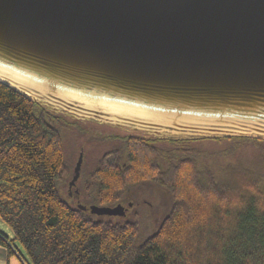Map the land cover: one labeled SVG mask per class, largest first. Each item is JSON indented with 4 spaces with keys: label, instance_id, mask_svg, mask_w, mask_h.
I'll return each instance as SVG.
<instances>
[{
    "label": "water",
    "instance_id": "obj_1",
    "mask_svg": "<svg viewBox=\"0 0 264 264\" xmlns=\"http://www.w3.org/2000/svg\"><path fill=\"white\" fill-rule=\"evenodd\" d=\"M0 83L143 138L264 140V0H0Z\"/></svg>",
    "mask_w": 264,
    "mask_h": 264
},
{
    "label": "trees",
    "instance_id": "obj_2",
    "mask_svg": "<svg viewBox=\"0 0 264 264\" xmlns=\"http://www.w3.org/2000/svg\"><path fill=\"white\" fill-rule=\"evenodd\" d=\"M80 126L0 83V217L25 251L0 233L10 256L22 264H264V172L224 168L219 179L198 164L200 155L246 145L264 156V140L122 134L124 146L103 155L84 181V200L133 207L100 216L72 204L64 188L65 132ZM196 143L228 148L209 155Z\"/></svg>",
    "mask_w": 264,
    "mask_h": 264
},
{
    "label": "rangeland",
    "instance_id": "obj_3",
    "mask_svg": "<svg viewBox=\"0 0 264 264\" xmlns=\"http://www.w3.org/2000/svg\"><path fill=\"white\" fill-rule=\"evenodd\" d=\"M72 120L79 121V124L81 125L80 128L82 130L75 128L73 131L67 130L65 132V150L68 169L67 175H69L65 182L69 181V178H73L74 169L82 151L85 165L83 176L86 178L103 154L117 146L118 142H115L116 140H109V135L117 134L122 136V134L128 133L117 130L116 128L108 125H101L95 122H86L76 119ZM81 146L84 148L81 150V153H79ZM227 146L228 145L225 144L218 145L213 143L194 144V147L198 149H207L209 155L214 153L216 149L223 150L228 148ZM228 154V156H220L217 158L200 155L198 158L199 167L200 169H204L206 165L212 169L219 179H224V168L228 171H239L242 173L264 172V156H262L259 152L258 146L246 145L239 148L235 153L231 152Z\"/></svg>",
    "mask_w": 264,
    "mask_h": 264
},
{
    "label": "flooded vegetation",
    "instance_id": "obj_4",
    "mask_svg": "<svg viewBox=\"0 0 264 264\" xmlns=\"http://www.w3.org/2000/svg\"><path fill=\"white\" fill-rule=\"evenodd\" d=\"M131 136L141 137V135H139V134H134V135H131ZM108 139L111 140V141H115L116 140L115 142H118V143H117L116 147L112 148V150H109V151L105 152L103 155H106V154L112 152L117 147H123L124 146V140H123L122 137H120V135L112 134V135H109ZM112 139H114V140H112ZM83 148H84L83 146L80 147V152L79 153H81V150ZM82 153H83V151H82ZM107 160H108V163L112 164V163L115 162V157H113V154L108 155L107 156ZM85 163H86V160H85ZM84 167H85V165H84V158H83L81 171H80V176H79L78 180L73 185H71V181H72L73 178H71V179L69 178V181L64 182V188H65V191L67 192L68 199L70 200V202L72 204L77 205L80 209H82L80 207V205L82 203H85V204L91 205V206L95 205L93 203H90V202H87V201L84 200V198H87L90 195V191L83 184L84 181L87 182V179H88L87 177L84 178V176H83ZM128 206H129V208H128V210H129L130 208L133 207V204L128 203ZM87 211H90V210H87Z\"/></svg>",
    "mask_w": 264,
    "mask_h": 264
},
{
    "label": "crops",
    "instance_id": "obj_5",
    "mask_svg": "<svg viewBox=\"0 0 264 264\" xmlns=\"http://www.w3.org/2000/svg\"><path fill=\"white\" fill-rule=\"evenodd\" d=\"M0 233L6 236L10 241H13L14 246L17 250L25 255L24 249L20 244L15 240L16 236L13 230L8 224H6L0 217ZM0 264H22L20 259L16 255H9L8 250L3 245H0Z\"/></svg>",
    "mask_w": 264,
    "mask_h": 264
},
{
    "label": "built area",
    "instance_id": "obj_6",
    "mask_svg": "<svg viewBox=\"0 0 264 264\" xmlns=\"http://www.w3.org/2000/svg\"><path fill=\"white\" fill-rule=\"evenodd\" d=\"M19 254H21L20 252H19ZM22 255V254H21ZM22 257V256H21ZM23 258V257H22ZM24 259V258H23Z\"/></svg>",
    "mask_w": 264,
    "mask_h": 264
}]
</instances>
